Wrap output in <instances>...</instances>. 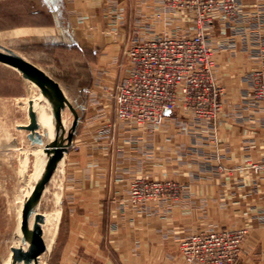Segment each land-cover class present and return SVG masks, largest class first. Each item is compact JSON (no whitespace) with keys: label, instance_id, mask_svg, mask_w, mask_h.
<instances>
[{"label":"crops","instance_id":"0c3cea01","mask_svg":"<svg viewBox=\"0 0 264 264\" xmlns=\"http://www.w3.org/2000/svg\"><path fill=\"white\" fill-rule=\"evenodd\" d=\"M39 1L42 8L32 9V0H22L28 7L21 18L51 23L54 31L45 35L55 40L45 42V53L54 58L53 68L67 71L53 74L34 64L59 82L76 107L86 106L83 112L79 109L82 120L72 146L53 173L62 175L57 207L51 213L41 211L48 185L56 181L47 183L36 207L46 218L47 249L39 264H187L180 252L182 239L208 224L217 228L221 223L249 230L240 264H264V177L250 168L264 160V105L254 100L247 77L264 61V0H241L240 13L232 22L216 11L206 26L216 47L215 75L224 86L223 109L215 126L175 111L166 114L161 126L126 121L104 134L99 129L114 116L106 86L111 88L130 70L126 57L121 60L119 55L122 41L111 42L115 17L107 10V0ZM135 4L141 13L149 10L139 15L140 21L149 18L162 24L155 31L175 25L186 36L195 33L194 17L188 19L163 0ZM124 13L116 21H125ZM115 32L124 39L126 27ZM71 49L76 60H56ZM24 98L30 102L27 93L0 94V103L10 108L14 100ZM26 110L16 126L30 133L18 126L30 123L28 105ZM43 144L28 145L34 155L40 153L32 160L0 156V264H11L13 249L27 246L22 213L34 188L30 182H38L50 157ZM220 165L229 171L220 170ZM140 176L187 181L190 188L176 205L151 203L145 210H132L124 200L130 181ZM115 225L118 229L111 230Z\"/></svg>","mask_w":264,"mask_h":264},{"label":"rangeland","instance_id":"374dc122","mask_svg":"<svg viewBox=\"0 0 264 264\" xmlns=\"http://www.w3.org/2000/svg\"><path fill=\"white\" fill-rule=\"evenodd\" d=\"M16 0H4L2 3H0V45L5 46L7 48H10L14 51H17L19 54H21L26 59L33 61V63L40 64L42 66H45V69L49 71L50 73H59V72H65L67 70H57L53 68L51 65V58L54 59L52 56H48L45 53V50L47 49L45 47V42L55 40V37L53 35H45L53 33L54 28L52 25L47 23V21H36V20H23L21 18L22 9L26 6L24 3H22V0H18L19 3L14 2ZM164 5L176 10H179L180 12H185V16L188 17V19L193 18L195 20L194 30L196 32L197 30V20L198 18H202L204 22V30L205 33L208 34L209 39L212 35V31L210 33V29H207V24L213 20V15L217 11L223 20L227 22H232L236 19L237 15L240 13L241 9V0H236L235 2V10L233 12H226L220 5L214 6L213 8L210 7V0H163ZM5 2V3H4ZM7 2L13 3L9 4ZM32 9L42 8V5L40 4L39 0H32L30 3ZM107 10L111 14L112 17H115V21H111L110 23V32H111V42L112 41H122L121 43V50L119 55L121 56V60L126 57V52L130 48V46L136 42L141 41L147 38H152L155 35L158 34H184L182 32L181 28H176L175 25H172V28H162V31H155L154 27L158 29V26H162L159 22L152 21L149 18L147 20H142L140 14L146 15L149 14V10H145V12L141 13L138 6L135 4V0H107ZM138 8V9H137ZM264 10V6H263ZM13 13V14H10ZM124 13L127 19L125 21H116L118 16L121 13ZM138 12V13H137ZM25 16V15H24ZM191 16V17H190ZM200 16V17H199ZM121 17V16H120ZM162 14H157V19H161ZM48 24V25H47ZM24 25V26H23ZM29 25V26H28ZM126 27V33L124 39L120 36L118 37V34L115 32V28L119 27ZM153 30L151 31V29ZM117 30V29H116ZM150 30V31H149ZM185 35V34H184ZM260 39V38H259ZM210 42V40H209ZM211 45H213L210 42ZM72 46V45H71ZM214 46V45H213ZM215 47V46H214ZM74 49H71L70 52H63L58 54L56 57V60H76V54L73 53ZM64 54V55H62ZM215 54H216V47H215ZM214 54V64H213V74L215 82L218 86H220L223 89V95H224V86L219 83L216 75H215V65H216V59ZM127 59V57H126ZM128 61V60H127ZM77 63V61H74V63ZM50 65V66H47ZM264 68V61L260 68L255 69L247 75L249 77V80L251 81V76L254 75L257 71ZM60 74V73H59ZM124 77V76H122ZM121 78H118L117 81H115V84L111 86V89H115L118 81ZM109 92V87L106 86ZM86 92L87 89L85 90ZM27 93V96L29 98L33 96H37V92L33 90L31 85L29 84L28 80L24 79L19 71L16 69L11 68L9 65H6L4 63L0 62V94H6V95H25ZM253 95V92H252ZM110 101L113 109L115 108L114 105V99L112 94H109ZM223 97V96H222ZM254 98V97H253ZM254 100L260 104H263L261 101H257L255 98ZM47 101V100H46ZM29 106L28 98H24L23 101H17L14 100L12 107H7L4 104L0 103V156H12L15 159L20 158H29L30 160L35 159L37 155L40 153L33 154L32 148L29 150L28 145L35 146L36 143H33L32 140L29 138L30 134L27 131H23L19 129L16 126V122H23V117L25 113L27 112L26 107ZM85 108H82V107ZM79 109L83 112L86 110L85 105H80V108L77 107V110L79 112ZM222 109H223V101H222ZM222 109L220 114L222 113ZM68 111L65 113L64 117V124L67 127V130L71 126V122L74 119L73 115L68 117ZM80 111V112H81ZM181 112L180 109L174 110L173 112ZM79 112V114H80ZM186 115H192L190 113H185ZM220 114L216 118L208 119V118H196L197 120H204L206 123H208L211 126H215L219 120ZM82 120V114H80ZM193 116V115H192ZM22 118V119H19ZM120 122H126L123 120H120L117 117V113L114 111V116L112 119V122L108 126L101 127L100 133H109L114 129ZM165 123V119L162 123H160L157 126H161ZM155 126V127H157ZM50 127H52V124H50L49 128H46V131L39 130L38 133L43 137V142L47 144L51 143L56 138V131L54 129L50 130ZM42 131V132H41ZM45 138V139H44ZM53 139V140H52ZM44 145V144H43ZM36 156V157H35ZM264 161V160H263ZM261 161V162H263ZM260 163V162H255ZM26 165V163H24ZM25 165H23L25 167ZM23 167V168H24ZM30 167V166H29ZM24 169V171L28 172L30 168ZM220 170H226L229 171L226 166L220 165ZM251 168V167H250ZM252 169V168H251ZM25 172V173H26ZM254 172V171H253ZM24 173V174H25ZM255 173V172H254ZM52 175L49 182H53L52 184L48 185V191L45 195V200L42 203L41 211L46 213H51L54 211L56 203V197L58 194L60 195L62 192V175L59 174L57 177H53ZM54 179V180H53ZM37 182L32 181L30 182L31 186H35ZM130 189L129 194L125 198L124 202L127 206L132 208V210H145V208L148 207L151 203H158V204H170V205H176L178 202L182 201L184 198V191L187 188H190V184L187 181H179L173 178H163V179H154L149 177H133L130 181ZM149 193L153 194L152 196H148ZM210 207V206H209ZM221 225V226H220ZM217 228H215V224H208L206 227L199 229L198 231L191 232L187 236H185L181 243H180V252L181 255L184 258L185 263L187 264H228V259H223L220 262H210V263H203V262H189L186 260L185 256L183 255L181 244L182 242L190 238L196 234L200 233H209L213 231H235L240 229H245L246 233L243 236V239L238 244L237 248V256L230 261V264H240V261L242 259V253H243V246L244 241L246 237L248 236L249 230L245 227H230L227 224H220ZM219 227V228H218ZM118 228L117 226H113L111 230L116 231ZM56 232V230L53 229V234Z\"/></svg>","mask_w":264,"mask_h":264},{"label":"built area","instance_id":"2783aa9c","mask_svg":"<svg viewBox=\"0 0 264 264\" xmlns=\"http://www.w3.org/2000/svg\"><path fill=\"white\" fill-rule=\"evenodd\" d=\"M235 2L210 0V7L220 5L233 12ZM204 22L198 18L192 36L158 34L130 46L126 52L130 70L115 89H109L120 120L157 126L176 108L199 119L218 117L223 89L214 79L215 47L205 33ZM251 84L253 97L264 103V68L251 76ZM250 167L264 177V161ZM245 233V229L200 233L185 239L181 249L189 262H220L230 257V264Z\"/></svg>","mask_w":264,"mask_h":264},{"label":"water","instance_id":"95a60500","mask_svg":"<svg viewBox=\"0 0 264 264\" xmlns=\"http://www.w3.org/2000/svg\"><path fill=\"white\" fill-rule=\"evenodd\" d=\"M0 62L13 67L21 73L24 79L33 81L40 87L41 95L43 98H46L47 107L51 109L54 119L56 138L45 146V151L50 156L45 172L31 190L24 203L22 213V232L23 241L27 246L14 248L11 260V264H17L22 261L26 264L32 262L39 264L40 255L47 249L43 230V224L45 223L46 218L36 207L40 195L50 181L58 163L63 159L64 155L72 146L73 138L77 131L81 116L77 107L70 102L64 94L59 82L51 77L45 70L26 59L21 54L0 45ZM66 109H69L74 117L72 125L68 130L63 122V113ZM29 116L30 123L25 126H20V128L30 131L29 138L33 143L43 144V137L37 131L40 128V124L33 100H30L29 102Z\"/></svg>","mask_w":264,"mask_h":264},{"label":"bare ground","instance_id":"6f19581e","mask_svg":"<svg viewBox=\"0 0 264 264\" xmlns=\"http://www.w3.org/2000/svg\"><path fill=\"white\" fill-rule=\"evenodd\" d=\"M28 82L31 85V87L33 88V90L35 91V93L37 92V96L32 95V97L29 100H33V102H34V108L38 114L40 128H41V130L44 131L46 128H49L51 122H54V119H53V116L52 117L50 116V113L47 110V106H48L47 101H46V98H43V96L41 95L40 87L33 81L28 80ZM25 125H27V124H21L20 123L18 126H25ZM42 258H43V256H42ZM22 263H23V261H22Z\"/></svg>","mask_w":264,"mask_h":264}]
</instances>
